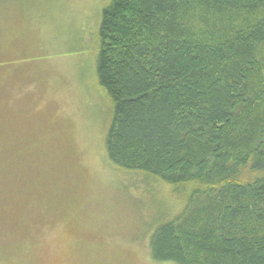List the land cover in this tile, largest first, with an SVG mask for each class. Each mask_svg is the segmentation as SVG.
<instances>
[{
    "label": "trees",
    "instance_id": "1",
    "mask_svg": "<svg viewBox=\"0 0 264 264\" xmlns=\"http://www.w3.org/2000/svg\"><path fill=\"white\" fill-rule=\"evenodd\" d=\"M102 12L108 158L185 200L153 230V259L264 264V0H111Z\"/></svg>",
    "mask_w": 264,
    "mask_h": 264
},
{
    "label": "rangeland",
    "instance_id": "2",
    "mask_svg": "<svg viewBox=\"0 0 264 264\" xmlns=\"http://www.w3.org/2000/svg\"><path fill=\"white\" fill-rule=\"evenodd\" d=\"M110 2L0 0V264H175L149 241L185 200L105 150L113 107L96 64Z\"/></svg>",
    "mask_w": 264,
    "mask_h": 264
}]
</instances>
